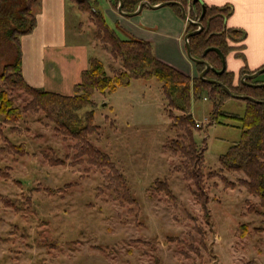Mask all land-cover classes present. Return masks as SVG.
I'll use <instances>...</instances> for the list:
<instances>
[{"label":"rangeland","instance_id":"374dc122","mask_svg":"<svg viewBox=\"0 0 264 264\" xmlns=\"http://www.w3.org/2000/svg\"><path fill=\"white\" fill-rule=\"evenodd\" d=\"M96 1L106 16L105 0ZM94 10L83 21L85 37L113 74L122 61L113 56ZM78 16L69 13L70 32ZM6 61L0 55V73ZM199 70L196 63L193 77ZM234 76L237 83L239 72ZM161 86L156 78L133 79L113 94L94 93V107L83 109L95 110L99 126L90 140L128 178L132 196L123 200L121 190L109 186L107 168L77 155L78 139L59 133L43 111L26 109L28 92L0 78V92L7 91L11 108L19 110L11 123L0 114V264H264L258 198L242 184L243 172L224 169L220 161L241 138L246 101L228 97L212 115L214 100L204 92L192 95L193 137L205 147L199 190L182 155L189 130L173 118L185 114ZM197 195H206L210 215Z\"/></svg>","mask_w":264,"mask_h":264},{"label":"trees","instance_id":"16d2710c","mask_svg":"<svg viewBox=\"0 0 264 264\" xmlns=\"http://www.w3.org/2000/svg\"><path fill=\"white\" fill-rule=\"evenodd\" d=\"M76 3L80 10L85 13L94 12L95 23L100 32L104 31L105 40L111 44L113 56L122 61V70H113V74H108L107 67L103 60L95 55L89 57L88 67L82 71L81 81L74 85L73 94H63L56 91L30 85L24 78L22 72V47L20 38L23 34L33 31L37 24L35 8L39 0H0V55L7 58L0 73V78L5 85L18 86L24 89L31 96L26 105V109L41 110L52 121L56 129L64 136L78 139L77 155H84L87 162L107 168L109 173L107 179L109 186L119 191L123 200H129L132 196L129 188L127 176L118 168L110 155L95 145L89 135L96 132L99 126L95 123V110L86 107H94L95 102L92 98L94 93L112 94L120 87L131 84L133 79L156 78L162 84V91L169 103L182 111L185 116H173L180 127L189 130V149L182 148V155L186 157L188 167L187 176L191 178L203 190V171L205 147L199 146L195 140L192 126L195 124L193 112L191 110V97L200 98L208 94L213 100L214 105L212 115H218L216 111L224 100L231 97L220 85L208 82L200 76L193 77L186 72L174 67L173 65L161 60L154 52L153 44L149 40L127 36L122 37L117 30L119 24L111 27L97 6L96 0H71ZM142 0H124L123 9L127 12L136 10ZM186 8L191 6L190 17L198 19L205 6V13L201 17L203 30L192 35L190 40L191 53L195 57H203L217 70L222 68L223 62L219 54L209 51L202 56L203 51L210 46L219 47L227 56L231 51L236 50L235 55L245 59L242 49L243 44H231L228 39H238L242 41L245 32L241 29L227 27L225 20L232 11L231 5L209 6L202 0H197L195 9L194 0H177ZM119 0H112L115 8L118 7ZM156 3V1H152ZM182 15L180 7L172 4ZM188 31L197 28L196 25H188ZM199 71L204 68L203 63H197ZM264 66V65H262ZM261 66V67H262ZM247 64L239 70L237 83L234 82V72L226 69L218 74L214 70H209L207 77L222 81L236 94H248L255 98L264 100V85H250L244 83L241 77L245 73H251ZM250 83H261L259 75L247 80ZM246 101V110L240 118L242 134L240 140L235 142L229 149L220 156L221 165L230 171L243 172L245 178L241 182L248 193L258 198L260 214L264 222V103L251 100ZM12 100L7 91L0 92V114L4 116V121L11 123L15 121L13 115H19L17 108H11ZM0 135L3 132L0 129ZM165 148H169L165 144ZM61 163L58 160H51L52 165ZM167 194L174 196L172 189L167 188ZM206 198V195H205ZM204 198V199H205ZM197 199L202 203L207 215H210L208 200L202 199L197 195ZM204 200V201H203Z\"/></svg>","mask_w":264,"mask_h":264},{"label":"crops","instance_id":"0c3cea01","mask_svg":"<svg viewBox=\"0 0 264 264\" xmlns=\"http://www.w3.org/2000/svg\"><path fill=\"white\" fill-rule=\"evenodd\" d=\"M160 2L166 0H148ZM209 6L231 5L232 11L226 18L227 27L241 29L245 59L237 57L236 50L226 56L227 68L236 74L247 64L251 70L264 65V0H202ZM107 23L122 37L133 36L149 40L158 58L174 67L194 75L196 63L189 58L185 35L189 22L171 5L145 6L138 14L125 16L114 8L112 0L104 2ZM188 15L191 6L187 7ZM37 24L32 32L20 38L22 47V72L32 86L73 94L74 85L81 81V74L88 67L91 45L85 37L89 27L85 21L87 13L71 0H42L35 8ZM69 13L79 20L69 31ZM82 13V14H80ZM82 15V16H80ZM237 43H233L237 45ZM116 92V91H115ZM101 94V93H100ZM113 94V93H112ZM102 95H110L102 94Z\"/></svg>","mask_w":264,"mask_h":264},{"label":"water","instance_id":"95a60500","mask_svg":"<svg viewBox=\"0 0 264 264\" xmlns=\"http://www.w3.org/2000/svg\"><path fill=\"white\" fill-rule=\"evenodd\" d=\"M197 0H194L193 1V8L195 9V3H196ZM123 4H124V0H119L118 2V7H117V11L122 14V15H125V16H133V15H136L138 14L145 6H148V7H155V6H161V5H171V4H176L180 7L181 11H182V15L187 19V21L190 23V24H193V25H196L197 28L189 31L186 33L185 35V42H186V49H187V54L189 56V58H191L193 61L197 62V63H203L204 64V68L202 69V71L200 72V77L208 82H212V83H215V84H218L220 86H222L226 91L227 93L231 96V97H236V98H240V99H244V100H251V101H254V102H258V103H264V100L262 99H258V98H255L254 96H251V95H248V94H236L234 93L230 87H228L226 84H224L222 81H219L215 78H208L206 77V74L207 72L211 69V70H214L216 73L218 74H221L227 67V61H226V55L225 53L219 48V47H216V46H210V47H207L204 51H203V54L202 56L206 55L209 51H215L219 54V56L221 57L222 59V62H223V65H222V68L221 69H216L214 66H212L209 61L205 60L203 57H195L192 55L191 53V46H190V40L189 38L192 36V35H195V34H198L200 33L202 30H203V23L201 22V17L204 15L205 13V6H203V10H202V14L201 16L198 18V19H192L189 15H188V12H187V8L180 2V1H177V0H166V1H163V2H160L159 4H152L150 1L148 0H142L136 10H134L133 12H127L123 9ZM264 72V66L258 68L257 70L251 72V73H245L243 74V76L241 77V80L242 82L244 83H248L250 85H264V82H261V83H250L248 82L247 80L248 79H251V78H255L257 77L258 75H260L261 73Z\"/></svg>","mask_w":264,"mask_h":264},{"label":"built area","instance_id":"2783aa9c","mask_svg":"<svg viewBox=\"0 0 264 264\" xmlns=\"http://www.w3.org/2000/svg\"><path fill=\"white\" fill-rule=\"evenodd\" d=\"M197 126H199L200 125V123L199 122H197V124H196Z\"/></svg>","mask_w":264,"mask_h":264},{"label":"flooded vegetation","instance_id":"af4514ba","mask_svg":"<svg viewBox=\"0 0 264 264\" xmlns=\"http://www.w3.org/2000/svg\"><path fill=\"white\" fill-rule=\"evenodd\" d=\"M225 25H226V20H225Z\"/></svg>","mask_w":264,"mask_h":264}]
</instances>
